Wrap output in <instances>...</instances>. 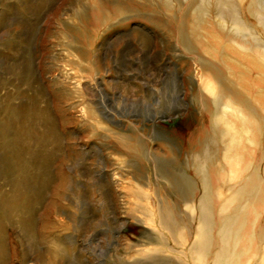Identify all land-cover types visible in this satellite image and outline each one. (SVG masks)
<instances>
[{"label": "rangeland", "instance_id": "1", "mask_svg": "<svg viewBox=\"0 0 264 264\" xmlns=\"http://www.w3.org/2000/svg\"><path fill=\"white\" fill-rule=\"evenodd\" d=\"M169 15L149 0H0V264H197L194 212L177 203L159 213L165 195L178 202V187L150 171L155 163L197 182L181 160L209 97L200 86L209 75L200 79ZM38 109L54 132L28 118ZM19 128L60 139L38 167L43 178L26 175L22 191L10 166ZM137 142L145 154L127 148ZM20 201L30 211L21 207L18 219L3 211ZM52 243L64 253L52 255ZM256 244L259 259L264 240Z\"/></svg>", "mask_w": 264, "mask_h": 264}, {"label": "bare ground", "instance_id": "2", "mask_svg": "<svg viewBox=\"0 0 264 264\" xmlns=\"http://www.w3.org/2000/svg\"><path fill=\"white\" fill-rule=\"evenodd\" d=\"M149 1L161 11L169 12L168 19L176 27L177 42L188 53L195 54L200 79L209 75L200 82L209 97L200 99V118L193 144L181 160L182 165L192 170L199 187L183 173L174 177L153 163L150 171L154 178L159 174L165 184L178 187V202H172L165 195L163 203H157V209L159 213H167L181 204L194 212L192 222L198 221L199 227L194 231L196 237L189 251L197 264H206L209 257L210 264H264V248L259 259L256 250V239L264 240V224L258 225L264 213V168L261 169L264 160V0H173L176 5L171 0ZM116 6V12L123 11V7ZM187 29L192 30L191 35ZM213 29L221 31L223 43L213 37ZM201 51L218 58L219 64L203 59ZM28 118L39 126L47 123L44 127L47 132L54 130L43 110L33 111ZM59 143L57 135H37L19 128L10 145L13 154L10 166L20 176L11 183L22 191L30 187L28 181L24 182L26 175L31 176L30 182L41 174L43 178L46 170L38 167L50 162L54 151L60 149ZM135 145L127 148L137 154L144 153L141 143ZM221 184L228 186L229 195L224 196L219 190ZM23 206L30 211L24 201L5 206L3 211L12 207L11 213L18 219ZM170 221L174 226L179 224L177 218ZM1 241L0 229V248ZM52 244V255L64 253L59 245ZM55 258L42 264H52Z\"/></svg>", "mask_w": 264, "mask_h": 264}]
</instances>
